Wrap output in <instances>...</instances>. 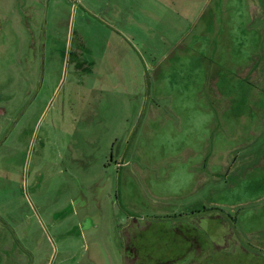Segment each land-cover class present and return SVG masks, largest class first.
<instances>
[{"label": "rangeland", "instance_id": "374dc122", "mask_svg": "<svg viewBox=\"0 0 264 264\" xmlns=\"http://www.w3.org/2000/svg\"><path fill=\"white\" fill-rule=\"evenodd\" d=\"M228 1L0 0V264H264V198L223 195L264 193V96L207 94L261 59Z\"/></svg>", "mask_w": 264, "mask_h": 264}, {"label": "crops", "instance_id": "0c3cea01", "mask_svg": "<svg viewBox=\"0 0 264 264\" xmlns=\"http://www.w3.org/2000/svg\"><path fill=\"white\" fill-rule=\"evenodd\" d=\"M227 6H231V7H228L229 8L228 9V11H229L228 14L229 15L230 14L234 15V14L238 13V14H244V15H248L249 16L248 17L249 19L247 21L245 20L244 23H242L243 27L241 28L240 25H242V24H239L237 29L240 30V31L251 32V34L253 36L258 34V42H257V44L259 46L256 43L255 44L253 43L252 47L253 46L254 47L255 46L259 47L257 52H259V55H260L261 59H259V66L256 67V68L254 67L255 62H253V60H254L253 59V55L254 54L253 55L250 54V59L247 57L248 59L247 58H243V59H241L239 61L237 60L238 61V62H236L237 63L236 66H238L237 68L238 69L243 68V73H244L243 77H240L237 74H235L234 70L231 69V68H228V67L222 66V65H220L218 63H214L213 61H210L211 62L210 69L213 72L216 70L217 75L215 76V80H213V73L209 77V72H207L206 79L210 82V84L208 85L207 94H214V91H215V94H218L219 97H220V95H222V96L223 95H225V96H233L232 98H230L229 102H231L232 100L235 101L234 95H236V93L238 92V93L243 95V100H242V102H239V103L237 102V104H239V105L236 104V101L235 102L233 101L234 104L232 105V107H230V109L232 108L231 110H233V111L241 110V109L242 110H244V109L246 110L248 108V106H249L248 98L250 97L251 94L259 93L260 95L264 96V85L258 86L255 83H250L248 81V80H251L253 78L257 79V78H261L262 77L264 79V68H263V65H264V11L261 8L259 0H229ZM229 22H230V20H229ZM231 28L232 29L229 30V31H232V32L237 31V30H235V26L231 27ZM254 38L255 37H253V39ZM253 50H255V49L253 48L252 51ZM244 55H247V54H244ZM256 55H258V54H256ZM167 69H168V71H166L165 73L167 75V78L169 79L170 90L171 89L175 90L174 94H186L187 90L184 89L185 86H186L185 83L178 82V78L179 77L177 78L176 75H175L176 73H178V71L176 70V67H172L170 65V66L167 67ZM249 73L251 75L250 77L248 76ZM183 85H185L184 88H182ZM210 90H211V93H210ZM199 93H201V91ZM199 93H198V90H197V94H199ZM260 103H261L260 107L264 109V105H262V100L258 102V104H260ZM243 104L246 105L244 109L242 108ZM216 111L219 112L220 109H216ZM249 135H250V132H248V134L245 136V139L248 138ZM245 139H244V137H242L240 139L238 138V141H237L238 145L236 147H241V146L245 145L246 142L248 143L249 140H250L249 139L248 141H245ZM202 159H203V156L201 157V160ZM263 162H264V160L260 163V165H262ZM196 165L198 166V163ZM199 168H201V170L204 171L202 162L199 163ZM215 174H220V173L219 172H215ZM248 175L249 174H246L244 176V178L241 179L240 184L238 186L233 187L234 190H231V189H233V188H231L229 190H226L223 193V195L225 194L228 197V199H232L233 195H236V197L238 198V200H236V202H238V203H236V204L241 205L242 207L251 204L252 201H254V200H259V199L264 198V193H263V194H261L260 196H258L256 198L248 199V201L242 200V198H241L242 195L239 194V190L236 189V188H238V187H240L242 185H245L244 184L245 179H246L245 177L248 176ZM227 191L229 192L228 194H227ZM228 203H231V202L228 201ZM217 210H219V212H221L220 209H217ZM209 214H207V215H209ZM192 217L193 216H191V218ZM263 243H264V240H262V242L260 244H263ZM242 245L245 246L244 243H242ZM134 251L135 250L131 251V254H135ZM129 262L132 263L133 260L129 261Z\"/></svg>", "mask_w": 264, "mask_h": 264}, {"label": "trees", "instance_id": "16d2710c", "mask_svg": "<svg viewBox=\"0 0 264 264\" xmlns=\"http://www.w3.org/2000/svg\"><path fill=\"white\" fill-rule=\"evenodd\" d=\"M204 211H208V210H204ZM205 214H207V213H205Z\"/></svg>", "mask_w": 264, "mask_h": 264}]
</instances>
